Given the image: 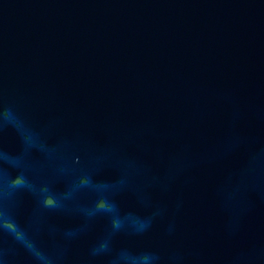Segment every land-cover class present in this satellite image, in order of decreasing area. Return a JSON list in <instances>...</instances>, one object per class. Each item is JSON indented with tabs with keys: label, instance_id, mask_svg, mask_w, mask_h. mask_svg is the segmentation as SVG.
<instances>
[{
	"label": "water",
	"instance_id": "1",
	"mask_svg": "<svg viewBox=\"0 0 264 264\" xmlns=\"http://www.w3.org/2000/svg\"><path fill=\"white\" fill-rule=\"evenodd\" d=\"M0 264H264V0H0Z\"/></svg>",
	"mask_w": 264,
	"mask_h": 264
}]
</instances>
